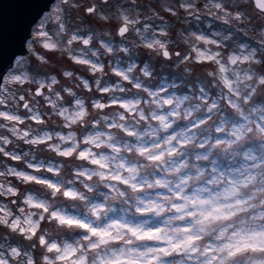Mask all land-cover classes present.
Returning <instances> with one entry per match:
<instances>
[{"label": "clouds", "instance_id": "clouds-1", "mask_svg": "<svg viewBox=\"0 0 264 264\" xmlns=\"http://www.w3.org/2000/svg\"><path fill=\"white\" fill-rule=\"evenodd\" d=\"M0 264H264V0H43L0 61Z\"/></svg>", "mask_w": 264, "mask_h": 264}, {"label": "water", "instance_id": "water-1", "mask_svg": "<svg viewBox=\"0 0 264 264\" xmlns=\"http://www.w3.org/2000/svg\"><path fill=\"white\" fill-rule=\"evenodd\" d=\"M26 3L30 6L16 9L7 16L0 14V61L10 58L19 45L29 17L39 10L43 0H26Z\"/></svg>", "mask_w": 264, "mask_h": 264}]
</instances>
